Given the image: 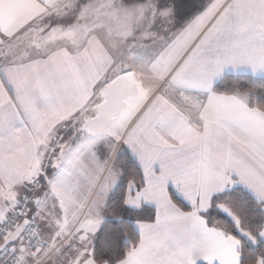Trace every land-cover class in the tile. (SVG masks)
<instances>
[{
    "label": "snow or ice",
    "instance_id": "snow-or-ice-1",
    "mask_svg": "<svg viewBox=\"0 0 264 264\" xmlns=\"http://www.w3.org/2000/svg\"><path fill=\"white\" fill-rule=\"evenodd\" d=\"M0 264H264V0H0Z\"/></svg>",
    "mask_w": 264,
    "mask_h": 264
},
{
    "label": "crops",
    "instance_id": "crops-1",
    "mask_svg": "<svg viewBox=\"0 0 264 264\" xmlns=\"http://www.w3.org/2000/svg\"><path fill=\"white\" fill-rule=\"evenodd\" d=\"M29 12L26 5L19 3H12L5 7H0V20L4 22H11L17 18L25 17Z\"/></svg>",
    "mask_w": 264,
    "mask_h": 264
}]
</instances>
